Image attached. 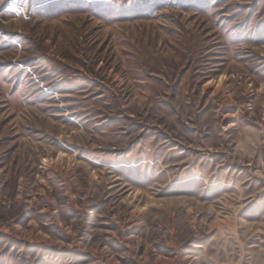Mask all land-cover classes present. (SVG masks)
I'll use <instances>...</instances> for the list:
<instances>
[{
	"label": "rangeland",
	"instance_id": "obj_1",
	"mask_svg": "<svg viewBox=\"0 0 264 264\" xmlns=\"http://www.w3.org/2000/svg\"><path fill=\"white\" fill-rule=\"evenodd\" d=\"M0 264H264V0H0Z\"/></svg>",
	"mask_w": 264,
	"mask_h": 264
}]
</instances>
